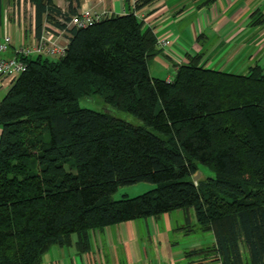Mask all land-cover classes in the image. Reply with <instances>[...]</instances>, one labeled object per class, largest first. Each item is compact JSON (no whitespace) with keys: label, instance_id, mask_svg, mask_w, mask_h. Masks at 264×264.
I'll return each instance as SVG.
<instances>
[{"label":"trees","instance_id":"16d2710c","mask_svg":"<svg viewBox=\"0 0 264 264\" xmlns=\"http://www.w3.org/2000/svg\"><path fill=\"white\" fill-rule=\"evenodd\" d=\"M123 1L125 13L66 28L62 57H22L25 70L7 86L0 264H38L54 245L87 252L94 231L175 210L186 223L192 210L191 226L212 235L210 245L183 252L189 264L205 253L214 264H264V66L227 71L197 53L172 78L154 77L148 65L157 38L137 12L156 0ZM27 2L38 37L46 24L64 28L59 19L68 20L82 0H67L66 10L54 0ZM2 11L0 0V21ZM250 25H264L262 9ZM86 94L140 124L80 107ZM198 164L213 176L195 181ZM139 181L156 187L112 198Z\"/></svg>","mask_w":264,"mask_h":264},{"label":"crops","instance_id":"0c3cea01","mask_svg":"<svg viewBox=\"0 0 264 264\" xmlns=\"http://www.w3.org/2000/svg\"><path fill=\"white\" fill-rule=\"evenodd\" d=\"M200 1L156 0L137 12L144 27L151 28L157 39L171 40L166 46L157 45L158 52L148 65L152 76L172 78L177 67L187 63L189 57L197 53L203 54L202 62L207 66L219 69L225 68L242 55L249 61L256 62L259 58L264 60V25H250L252 14L257 8L262 9L264 14V0H214L208 5L199 6ZM23 2L24 0H2L0 41L5 35H9L11 43L0 57L14 56L22 44H31L36 37L34 9L26 0L25 13ZM54 2L62 10L67 9V0ZM87 6L111 14L125 13L128 10L123 0H82L80 8ZM6 91L7 84L0 76V101ZM171 213L175 212L165 213L157 218L150 217L151 221L148 217L143 218L149 240L151 224L154 229L157 246L152 258L147 253L145 241L138 236L139 219L94 231L92 247L87 252H78L73 244L72 251L65 248L72 245L54 246L58 247V254L70 257L69 264H176L185 258L179 250L168 249L165 244L167 232L173 230L171 223L174 217L172 218ZM182 215L184 216L183 211ZM158 224H163V232L158 231ZM48 251L42 255L38 264H63L59 259L46 258Z\"/></svg>","mask_w":264,"mask_h":264},{"label":"rangeland","instance_id":"374dc122","mask_svg":"<svg viewBox=\"0 0 264 264\" xmlns=\"http://www.w3.org/2000/svg\"><path fill=\"white\" fill-rule=\"evenodd\" d=\"M25 1L26 0H24L23 2V9L26 13L27 9L25 6ZM169 1L174 2L175 0H169ZM90 8L91 10L95 12L103 11L100 9H95L93 7H90ZM257 62L260 65L264 66V60H261V58H259ZM254 63L255 61L246 60L244 55H242L238 57L232 63L231 62L228 63L225 69L227 71L245 73L248 67L253 66ZM78 104L80 107L89 108V109L99 111V112L110 113L111 115L117 118L123 119L134 125L140 124V121L136 117H134L132 114H130L129 112L117 110L112 107H108L103 102V99L97 94L81 95L78 99ZM197 173L199 174L198 178H203V179L213 176V172L208 167L201 165V164H198L197 166L196 174ZM155 187H156V184L151 183V182H145V181H139L133 184L122 185V186H119L117 190L113 193L112 198L121 199L124 197H134L146 191L152 190ZM173 212H175V213H171L172 218L174 217L173 218L174 221L172 220V223H171L173 230L170 232H167V235H166L167 239L165 240V244H166V247H168V249H171L173 251L179 250L180 253L183 254V252H185L186 250L210 245V242L212 240L211 238L212 235L207 232L196 230V227L191 226V224L195 223L192 210L190 211V217H189L190 220L188 221L189 224L186 223L187 221L185 220V216L182 215L181 210H175ZM148 220L151 221L150 217H148ZM152 227L153 226L151 224L150 226L151 233L149 234L150 236V240H149L148 233L146 232V229L143 225V218L139 219L138 236L140 239H142V241H145L144 245H146L147 253L150 258H152L155 247L157 246L155 244L156 243L155 234H154V229ZM162 227H163V224L162 226H160V224L157 225L159 232H163V230H161ZM72 239L73 240L75 239V235H73ZM73 247L74 246L72 245L71 247H65V248L72 251ZM57 250H58V247H55V246L52 247L48 251V253L45 255L46 258L59 259L61 260L63 264H69L68 261L70 260V257L69 256L63 257L62 255L57 253ZM200 256H198L197 258H194V261L191 263L193 264H214L212 261L211 254L205 253V256H201V257ZM176 264H189V260L183 259L182 261H179Z\"/></svg>","mask_w":264,"mask_h":264},{"label":"built area","instance_id":"2783aa9c","mask_svg":"<svg viewBox=\"0 0 264 264\" xmlns=\"http://www.w3.org/2000/svg\"><path fill=\"white\" fill-rule=\"evenodd\" d=\"M106 11L95 12L89 7H81L70 15L68 20L60 18L64 22V28H59L52 24H46L41 34L35 37L31 44H22L14 56L0 57V76L4 79L7 86L26 68V62L22 57L41 55L57 59L65 54L68 38L66 28L71 26L86 27L97 22ZM169 38L157 39V44L166 46L170 43ZM11 43V37L5 35L0 41V54L5 52ZM170 79V78H168Z\"/></svg>","mask_w":264,"mask_h":264},{"label":"water","instance_id":"95a60500","mask_svg":"<svg viewBox=\"0 0 264 264\" xmlns=\"http://www.w3.org/2000/svg\"><path fill=\"white\" fill-rule=\"evenodd\" d=\"M199 174L197 173L195 176H194V179L196 180L198 178Z\"/></svg>","mask_w":264,"mask_h":264}]
</instances>
